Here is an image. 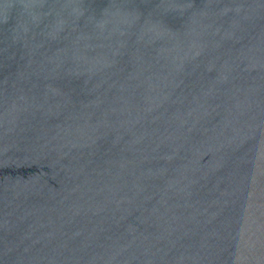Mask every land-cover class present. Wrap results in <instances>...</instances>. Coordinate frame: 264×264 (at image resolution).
Wrapping results in <instances>:
<instances>
[{
	"label": "water",
	"instance_id": "obj_1",
	"mask_svg": "<svg viewBox=\"0 0 264 264\" xmlns=\"http://www.w3.org/2000/svg\"><path fill=\"white\" fill-rule=\"evenodd\" d=\"M0 264H264V0H0Z\"/></svg>",
	"mask_w": 264,
	"mask_h": 264
}]
</instances>
